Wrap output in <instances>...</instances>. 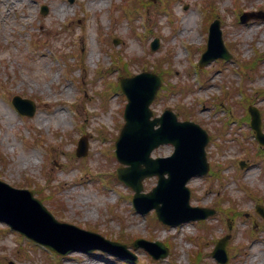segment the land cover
<instances>
[{
    "label": "rangeland",
    "instance_id": "obj_1",
    "mask_svg": "<svg viewBox=\"0 0 264 264\" xmlns=\"http://www.w3.org/2000/svg\"><path fill=\"white\" fill-rule=\"evenodd\" d=\"M91 1L0 0V180L31 190L56 219L125 243L136 256L131 263L99 251L70 253L51 264H188L201 246H207L198 253L205 255L204 264H216L210 252L226 234L233 254L228 264H264V218L255 208L264 210V148L248 122L241 121L247 96L262 111L264 132V56L259 57L264 20L238 21L242 12H264V0H156L152 5L140 0L133 7L143 13L133 21L126 8L132 0H106L100 6ZM42 5L48 8L45 15ZM61 6L67 8L65 15L57 11ZM165 7H171L169 14ZM204 10L210 18H221L233 59L211 62L196 74L190 63L205 48ZM155 36L160 44L151 51ZM115 38L121 40L117 45ZM119 59V66L112 65ZM117 67L133 75L164 71L165 82L151 105L154 116L168 108L209 133L210 171L187 184L192 206L216 209L204 225L190 221L167 227L156 223L153 211L142 216L128 202L133 191L114 175L120 166L114 144L126 103L110 90L120 76ZM166 82L174 85L172 90L164 89ZM14 95L36 102L33 118L16 114L10 104ZM80 132L88 138L85 158L74 156ZM172 151L163 145L151 155L166 157ZM240 160L248 166L241 169ZM156 183L155 176L146 178L144 191ZM137 238L168 243V256L154 261L131 247ZM41 250L0 223V264H50Z\"/></svg>",
    "mask_w": 264,
    "mask_h": 264
},
{
    "label": "water",
    "instance_id": "obj_2",
    "mask_svg": "<svg viewBox=\"0 0 264 264\" xmlns=\"http://www.w3.org/2000/svg\"><path fill=\"white\" fill-rule=\"evenodd\" d=\"M246 18H248V15H244L242 20H246ZM156 47L157 45L152 44L153 49ZM215 49L218 51L213 52ZM208 54H210V57L205 61L217 57L224 59L230 57L222 44L220 23L218 20L215 21L210 28L208 51L206 55ZM159 85V80L149 74H142L134 78L121 80V88L129 97L130 104L126 112L127 124L117 143L116 153L121 162L131 165V168L128 171L121 172L119 177L135 189L136 195L134 196V204L136 208L142 212H147L151 208H155L158 217L162 221L174 225L189 219L205 218L212 213L211 211L201 209L199 211L203 214L199 217L183 216L184 213L192 210L188 205L189 191L185 188V183L191 176L206 173L208 170L204 153L207 136L192 123H177L174 117L171 119L172 115L169 113L159 120L161 128L159 130H152V126L156 124L157 121H149L151 113L147 107L155 97ZM14 101L17 105L22 103V101L17 98H15ZM32 109L34 108L30 110L22 108L21 111L28 115H32ZM253 119V128L257 132V138L264 144V136L260 133L257 123L259 120L258 115L253 114ZM165 142H172L175 144V153L166 159L151 160L149 158L150 151L154 147ZM138 164H145L147 168L145 171H138L136 175L133 176V169ZM165 173H168V179L164 178L163 175ZM153 174L159 175L158 186L147 195L140 194L139 192L142 189L140 182L142 178L146 175ZM4 189H8L14 193L24 194L39 206L36 201L31 199L29 193L10 190L0 183L1 195H4ZM1 195L0 219L8 221L14 228L20 230L22 233L53 248L49 241L39 237L31 229L27 227H23L22 229L16 227L15 223H19L18 215L10 210ZM144 202L148 203L146 208H142V203ZM6 212L8 215H4ZM77 231L94 241L92 249L99 248L105 251H112L113 248H118L125 251V246L106 241L96 234ZM139 243L156 258L166 255V250L159 255L154 253L152 247L159 246L158 243L150 244L144 241H139ZM227 243L228 237L219 240L212 254L220 263H226L228 260L226 253Z\"/></svg>",
    "mask_w": 264,
    "mask_h": 264
},
{
    "label": "bare ground",
    "instance_id": "obj_3",
    "mask_svg": "<svg viewBox=\"0 0 264 264\" xmlns=\"http://www.w3.org/2000/svg\"><path fill=\"white\" fill-rule=\"evenodd\" d=\"M106 0H92L91 3L93 5H96V6H100L102 3H104ZM60 13L62 14H66L67 13V8L65 6H61L58 8V10Z\"/></svg>",
    "mask_w": 264,
    "mask_h": 264
}]
</instances>
